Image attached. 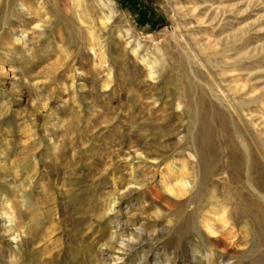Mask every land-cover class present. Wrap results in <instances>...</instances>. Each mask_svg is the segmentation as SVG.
Wrapping results in <instances>:
<instances>
[{"label": "rangeland", "instance_id": "374dc122", "mask_svg": "<svg viewBox=\"0 0 264 264\" xmlns=\"http://www.w3.org/2000/svg\"><path fill=\"white\" fill-rule=\"evenodd\" d=\"M210 253L264 264V0H0V264Z\"/></svg>", "mask_w": 264, "mask_h": 264}, {"label": "bare ground", "instance_id": "6f19581e", "mask_svg": "<svg viewBox=\"0 0 264 264\" xmlns=\"http://www.w3.org/2000/svg\"><path fill=\"white\" fill-rule=\"evenodd\" d=\"M132 241H133V240H132ZM128 243H129V242H126V241H122V242H121L120 245H121V247H122L121 249H122L123 253L126 251L127 248H129ZM215 255H216V254H215ZM213 256H214V253H210V254L208 255V258H207V259H208V263H209V264H213V261H214V257H213ZM118 260H121V261L123 262L122 264L125 263V261H124L125 259H124V258H119Z\"/></svg>", "mask_w": 264, "mask_h": 264}]
</instances>
